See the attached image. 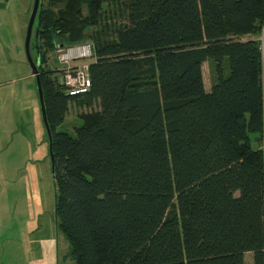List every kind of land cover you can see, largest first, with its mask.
<instances>
[{
	"label": "trees",
	"instance_id": "obj_1",
	"mask_svg": "<svg viewBox=\"0 0 264 264\" xmlns=\"http://www.w3.org/2000/svg\"><path fill=\"white\" fill-rule=\"evenodd\" d=\"M35 24L74 262L264 264V0H39ZM85 40L90 85L70 94L47 54ZM70 103L98 105L75 136Z\"/></svg>",
	"mask_w": 264,
	"mask_h": 264
},
{
	"label": "rangeland",
	"instance_id": "obj_2",
	"mask_svg": "<svg viewBox=\"0 0 264 264\" xmlns=\"http://www.w3.org/2000/svg\"><path fill=\"white\" fill-rule=\"evenodd\" d=\"M32 4L33 0H0V264H76L55 221L48 141L26 60L24 38ZM85 43L93 44L89 40L79 44ZM70 46L74 47H65ZM93 58L92 54L74 62L88 65ZM47 64L52 70L60 69L56 49L47 54ZM202 68L208 89L212 65L204 62ZM90 109L98 105L86 108L70 103L58 130L75 136L79 114ZM249 138L253 147L260 144L258 134Z\"/></svg>",
	"mask_w": 264,
	"mask_h": 264
},
{
	"label": "built area",
	"instance_id": "obj_3",
	"mask_svg": "<svg viewBox=\"0 0 264 264\" xmlns=\"http://www.w3.org/2000/svg\"><path fill=\"white\" fill-rule=\"evenodd\" d=\"M264 29V28H263ZM264 33V30H263ZM261 51L264 53V35L261 36ZM76 45V46H75ZM74 47L59 45L56 48L57 57L61 67L57 74L58 83L63 86L68 93L83 92L90 85L88 65L76 64L74 59L90 57L93 54L92 45L89 43L75 44ZM77 47V48H76ZM264 103V102H263ZM263 127L260 139V149L264 153V104H263Z\"/></svg>",
	"mask_w": 264,
	"mask_h": 264
},
{
	"label": "water",
	"instance_id": "obj_4",
	"mask_svg": "<svg viewBox=\"0 0 264 264\" xmlns=\"http://www.w3.org/2000/svg\"><path fill=\"white\" fill-rule=\"evenodd\" d=\"M39 6V0H33L32 8L30 11L27 27H26V33H25V41H24V48L26 52V57L28 64L30 66L31 74L33 75L35 79V84H36V91L38 95V101H39V109H40V114L42 118V122L45 128V132L48 138V151H49V158H50V163H51V172H53V164H54V157H53V151H52V133L47 121V113H46V107H45V102H44V96H43V90H42V85L40 81V75H39V58L37 57L36 61L33 60L32 54L30 51V36H31V28L34 22V18L36 16L37 10ZM36 50L38 51V47H36Z\"/></svg>",
	"mask_w": 264,
	"mask_h": 264
},
{
	"label": "flooded vegetation",
	"instance_id": "obj_5",
	"mask_svg": "<svg viewBox=\"0 0 264 264\" xmlns=\"http://www.w3.org/2000/svg\"><path fill=\"white\" fill-rule=\"evenodd\" d=\"M38 11V10H37ZM36 15H37V13H36ZM35 18H36V16H35ZM35 18H34V22H33V25H34V23H35ZM29 19V18H28ZM33 25H32V28H31V35H32V32H33ZM34 33H35V40L33 41V43H31V36H30V41H29V45H30V51H31V54H32V58H33V60L34 61H36V59H37V57H38V55H37V57H36V54H35V57L36 58H34V52H35V49H36V47H38V41H37V28H36V26H35V30H34ZM24 41H25V38H24ZM33 50V51H32ZM26 53V52H25ZM36 53H37V50H36ZM38 54V53H37ZM26 60H27V57H26ZM28 62V61H27ZM45 129V128H44ZM46 133V132H45Z\"/></svg>",
	"mask_w": 264,
	"mask_h": 264
},
{
	"label": "crops",
	"instance_id": "obj_6",
	"mask_svg": "<svg viewBox=\"0 0 264 264\" xmlns=\"http://www.w3.org/2000/svg\"><path fill=\"white\" fill-rule=\"evenodd\" d=\"M204 64V63H203ZM203 70V68H202ZM210 88H208L207 90H209ZM260 144L258 142V145L256 148H259ZM245 264H252V254L250 252L245 253Z\"/></svg>",
	"mask_w": 264,
	"mask_h": 264
}]
</instances>
